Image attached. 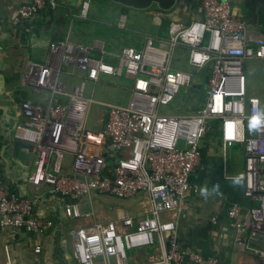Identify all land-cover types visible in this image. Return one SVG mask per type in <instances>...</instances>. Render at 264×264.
<instances>
[{
  "label": "built area",
  "instance_id": "2783aa9c",
  "mask_svg": "<svg viewBox=\"0 0 264 264\" xmlns=\"http://www.w3.org/2000/svg\"><path fill=\"white\" fill-rule=\"evenodd\" d=\"M91 2L84 0L74 17L86 20ZM56 6L54 0H28L13 24L31 21L45 8L55 12ZM200 8V19L173 22L160 42L165 48L147 38L142 50L126 48L110 55L98 42L87 48L64 40L50 44L52 59L25 65L23 85L46 98L42 105H20L22 122L13 139L31 145L36 156L28 183L67 200V216L84 223L69 233L75 264H129V251L153 247H159L160 256L145 264H219L218 258L182 251L175 221L163 218L179 212L191 191H204L190 180L213 122L224 146L244 147L240 177L254 204L247 209L232 204L227 218L236 230L237 249L264 264V109L261 99L248 93L244 71L248 61H264V33L250 34L247 22L234 15L231 0H201ZM125 24L122 16L119 28ZM178 50L187 51L188 66L209 73L201 107L170 116L163 111L194 83L192 74L173 68ZM103 77L132 81L126 107L86 97L88 85L97 87ZM92 105L105 110L100 130L86 126ZM66 157L71 158L68 173ZM139 194L145 195L148 212L138 219L92 220L93 211L82 207L92 196L130 200ZM36 203L11 192L0 177V228L46 233L54 223L36 214ZM34 252L39 264L41 247Z\"/></svg>",
  "mask_w": 264,
  "mask_h": 264
},
{
  "label": "crops",
  "instance_id": "0c3cea01",
  "mask_svg": "<svg viewBox=\"0 0 264 264\" xmlns=\"http://www.w3.org/2000/svg\"><path fill=\"white\" fill-rule=\"evenodd\" d=\"M54 1L57 13L60 14L47 12L42 16L40 13L31 21L14 25L13 18L17 10L28 0H0V177L11 192L21 197L35 198L36 214L54 223L53 228L44 234L0 228V264H35L36 247H41L39 264H75L69 233L84 224L83 221L72 220L67 216V200L50 193L46 187L36 189L28 183L36 157L33 151L21 150L26 159L14 156L13 144L16 140L13 135L22 122L20 105H42L46 98L44 94L37 95L23 85L22 76L27 62L43 64L52 59L50 44L64 40L87 48H93L98 42L105 53L110 55H118L126 48L142 50L147 38H152L157 45L165 48L160 42L167 38L173 22L190 23L202 17L201 0H178L177 5L168 12L156 6L146 11H136L110 1L92 0V4L98 1L100 8L94 12L90 5L86 20L74 17L84 0ZM231 2L234 15L247 22L250 34L264 33V0ZM122 16L126 17L124 29L119 28ZM178 52V61L188 66L187 51ZM93 53L96 58L101 55L97 50ZM105 60L111 62V58ZM188 67L194 83L186 91L188 96L186 93L180 96L175 105L190 112L193 108H200L204 101L206 76L209 72L207 69L197 71ZM201 152V163L190 182L193 187L204 191H191L179 212L167 213L163 218L175 221L178 244L184 252H196L205 258H218L219 264H261L250 252L237 249L236 230L227 218V211L232 204H239L244 209L254 204L253 200L245 196L244 181L240 177L245 170L244 147L240 143L224 146L218 123H215L214 129L201 141ZM70 164L71 158L68 157L64 167L67 173L71 170ZM139 195L144 198V202L138 203L140 208L134 209L132 213L127 207L125 211L118 207L119 217L123 215L138 219L147 214L146 197ZM97 197L92 196L84 201L87 205L83 204L82 207L93 211L92 203ZM93 213L92 220L117 219H99ZM214 218L215 223L212 221ZM255 244L259 246V243ZM159 256V247L132 250L128 252V263L145 264Z\"/></svg>",
  "mask_w": 264,
  "mask_h": 264
},
{
  "label": "rangeland",
  "instance_id": "374dc122",
  "mask_svg": "<svg viewBox=\"0 0 264 264\" xmlns=\"http://www.w3.org/2000/svg\"><path fill=\"white\" fill-rule=\"evenodd\" d=\"M91 8L93 11L99 10V2L95 1L93 4L91 2ZM131 19L129 18L130 22ZM145 25V24H144ZM179 51V50H178ZM177 51V52H178ZM176 52V57H174L173 68L181 71L190 72V69L185 63L182 64L178 61L177 55L179 52ZM245 75L247 78V91L250 95H255L261 99L264 109V61L260 60H251L245 64ZM132 81L124 78V79H116L112 77H103L100 85L97 87H93L92 85H88L86 90V97L92 99L94 102L105 105L126 107L130 100V91L132 89ZM187 90H183L180 96L186 93ZM188 96V92L186 93ZM180 96L178 98H180ZM177 98V100H178ZM188 106V98L186 99ZM177 102V101H176ZM172 107L165 109L163 111L164 114L170 116L176 115H185L197 108L191 109L190 112L188 110H183L181 106L175 105ZM188 109V107H187ZM105 116V110L99 105H92L87 119V129L88 130H100L101 124ZM248 125L251 129H253V123L248 122ZM68 160V157H66ZM139 201L144 202V198L142 195L136 196L131 200H117L108 196H98L92 203L93 211L100 219H114L119 218L117 208L121 207L125 211V207L134 213V209L138 210L140 208ZM143 205V204H142ZM127 210V211H128ZM102 221V220H100Z\"/></svg>",
  "mask_w": 264,
  "mask_h": 264
},
{
  "label": "water",
  "instance_id": "95a60500",
  "mask_svg": "<svg viewBox=\"0 0 264 264\" xmlns=\"http://www.w3.org/2000/svg\"><path fill=\"white\" fill-rule=\"evenodd\" d=\"M114 4L120 5L124 8L136 10V11H146L151 7L156 6L159 10L163 12H168L173 9L178 0H108ZM22 149H26L28 152L32 151V146L16 140L13 144L14 156L20 159H26L25 155L21 152Z\"/></svg>",
  "mask_w": 264,
  "mask_h": 264
},
{
  "label": "trees",
  "instance_id": "16d2710c",
  "mask_svg": "<svg viewBox=\"0 0 264 264\" xmlns=\"http://www.w3.org/2000/svg\"><path fill=\"white\" fill-rule=\"evenodd\" d=\"M101 1H103V0H101ZM106 1H108V0H106ZM47 12H52V11H50L49 9H47V8H45V9H43L42 11H41V14H42V16H44V14H46ZM58 11H55V12H52L51 14H54V15H58V14H60V13H57ZM35 22V21H34ZM215 123L216 122H213L212 124H211V130L212 129H214V125H215Z\"/></svg>",
  "mask_w": 264,
  "mask_h": 264
},
{
  "label": "clouds",
  "instance_id": "9594fccd",
  "mask_svg": "<svg viewBox=\"0 0 264 264\" xmlns=\"http://www.w3.org/2000/svg\"><path fill=\"white\" fill-rule=\"evenodd\" d=\"M253 123H254V124L256 123V118H255V119H253Z\"/></svg>",
  "mask_w": 264,
  "mask_h": 264
}]
</instances>
